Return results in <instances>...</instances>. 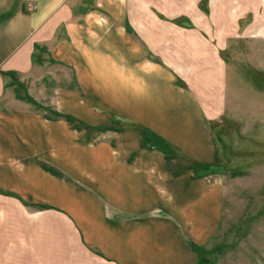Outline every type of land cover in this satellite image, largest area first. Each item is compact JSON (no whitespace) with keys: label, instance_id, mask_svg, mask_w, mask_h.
Wrapping results in <instances>:
<instances>
[{"label":"crops","instance_id":"1","mask_svg":"<svg viewBox=\"0 0 264 264\" xmlns=\"http://www.w3.org/2000/svg\"><path fill=\"white\" fill-rule=\"evenodd\" d=\"M79 1L0 0V264H184L181 247L176 248L171 240L152 237L160 229H165L166 219L173 216L172 213L164 212L165 217L159 218L149 212L151 210L136 209L128 194L131 192L128 186H107V189L102 188L100 181L99 189L96 184L93 187L81 176L73 175L56 160L43 159L41 153H44L45 146L34 142L28 133L30 124L37 126L32 113L37 112L39 101L19 97L16 81L35 84L39 77L41 81L45 80L41 72L48 65L33 52L38 44L49 50L50 53L46 54L48 62L59 59L54 56L53 49L72 46L79 54L85 55V62L89 58L95 63L94 78L88 79L84 77L87 74L85 66H79L81 71L77 68L85 64L83 60L77 61L74 55L59 59L64 67L75 70L77 86L82 88L77 95L86 99L83 105H101L100 101L105 100L104 88L117 92L116 95L122 90L123 99L119 104L123 105L124 115L140 108L145 116V127L175 138L190 131V123L195 128V123L202 117L199 106L204 108L202 112L208 117L215 109L225 108L227 78L218 49L223 47L224 36L231 33L233 24L229 18L232 17L234 22L243 11L234 15L229 12V3L233 6L239 3L238 0H207V13L196 0H185L191 7L188 14L194 28L183 31L181 27L155 18L148 9L152 5L162 12L175 14L177 8L170 0H148L152 4L132 0L135 11L130 12L129 25L135 28L139 35L137 41L144 46L138 45L137 54L147 58L159 57L165 66L158 61L152 66L161 72L162 77H158L152 72L141 74L140 63L124 64L129 56L123 52L121 56L116 54L118 49L114 43L118 39L115 31L111 30L99 41L84 36L72 44L70 27L87 29L89 15L99 12L113 21L117 18L111 16L113 0H101V5H94L92 14L87 13L90 8H85L80 16L74 17L72 10L75 3L81 7ZM263 3L264 0H256L257 12L264 10ZM93 27L96 35H100V27L97 24ZM84 43L92 49L85 50ZM140 80L145 89L138 82ZM37 82L41 87L42 83ZM174 82L186 84V88L181 90ZM170 84L182 91L176 99L166 90ZM118 99L113 96L108 101L112 105L114 101H120ZM65 101L62 102L64 109L59 112L78 120L80 117L69 110V103ZM61 134L63 138L64 134ZM64 150L61 153L64 162L68 163L65 153L69 150ZM14 159L19 161L16 162L18 166ZM59 159L61 163L62 155ZM39 160L46 161L45 167L38 166L36 162ZM93 171L88 168V172L95 173ZM94 178L96 182L101 179L96 175ZM104 180L108 182L114 177L108 174ZM72 183L76 190H80L71 189ZM71 195L76 200L82 199L83 203L77 204ZM63 238H66L65 244ZM55 239H61V242H54Z\"/></svg>","mask_w":264,"mask_h":264},{"label":"rangeland","instance_id":"2","mask_svg":"<svg viewBox=\"0 0 264 264\" xmlns=\"http://www.w3.org/2000/svg\"><path fill=\"white\" fill-rule=\"evenodd\" d=\"M113 1L111 16H117L116 21L104 13L92 14L94 5H101V0L79 1L81 7L75 3L74 17L80 16L85 8H90L87 13L92 15L88 16L90 25L87 29L70 27L71 43L75 45L84 36L99 41L111 30L115 31L118 42L114 44L120 50H116V54L121 56L123 52L129 56L124 64L140 63L141 74L152 72L162 77L160 71L152 68L156 61L165 66L159 57L147 58L137 54L138 45L144 46L137 41L139 35L128 21L130 12L135 11L133 1ZM238 1L233 6L229 3V12L233 15L243 12L235 17L234 22L232 17L229 18L233 24L231 33L224 36L223 47L218 49L227 78L225 108L215 109L208 117L202 112L204 108L199 106L202 117L195 123L199 132L195 131L193 123H190V131L175 138L150 130L145 127V116L140 108L132 109L130 114L122 113L123 105L119 104L123 99L122 90L116 95L117 92L104 88L102 95L106 101H100L101 105H83L86 99L77 95L82 88L77 86L75 70L64 67L59 60L74 55L77 61L85 62V55L79 54L72 46L53 49L54 56L59 59L48 62L46 54L50 53L49 50L38 44L33 52L48 65L41 72L45 80L35 78V84L16 81L19 85L17 94L27 93L32 100L39 101L37 112L32 113L37 126L30 124L28 133L34 142L45 146L44 153H41L43 159L56 160L73 175L81 176L91 186L96 184L99 189L100 181L102 188L128 186L131 190L128 194L136 209L151 210L149 212L159 218L165 217L164 212L172 213L177 219L170 215L165 229H160L152 237L171 240L176 248L181 247L184 264L187 261L188 264H264V10H255L256 0ZM170 2L177 8L175 14L162 12L152 5L148 9L155 18L181 27L183 31L194 28L189 17L191 7L186 1ZM206 2L196 0L205 13L208 12ZM146 13L145 10V19ZM70 24L73 25L72 20ZM94 24L100 27V35H96ZM89 43L92 46L93 42ZM83 45L87 51L92 49L89 44ZM79 66L87 69V74H83L85 78H94L95 63L91 59L87 58L84 65L77 66L81 71ZM164 73L167 74L166 70ZM37 81L42 83L41 87ZM138 82L145 89L142 81ZM90 84L93 86L92 81ZM175 85L181 90L186 88L183 83ZM168 87L166 90L174 95V99L182 92L172 84ZM89 92L93 94V91ZM113 96L119 97L120 101L111 105L108 100ZM63 101L69 103L67 107L82 118L81 121L59 112L64 109ZM64 149L69 150L65 153L68 163L64 162L61 153L65 152ZM61 155L63 161L60 163ZM16 162L19 161L14 159L18 166ZM36 163L45 167L46 161ZM90 167L99 174L88 172ZM108 174L114 180L106 182L104 178ZM94 175L101 179L96 182ZM72 184L71 189L76 190ZM70 197L77 204L83 203L82 199ZM58 241L61 239L54 240ZM62 243H66V238ZM70 243L73 246L72 240ZM166 244L169 243L166 241ZM57 251L55 248L54 252Z\"/></svg>","mask_w":264,"mask_h":264},{"label":"trees","instance_id":"3","mask_svg":"<svg viewBox=\"0 0 264 264\" xmlns=\"http://www.w3.org/2000/svg\"><path fill=\"white\" fill-rule=\"evenodd\" d=\"M19 97L32 101V98L27 93L24 95H19Z\"/></svg>","mask_w":264,"mask_h":264}]
</instances>
